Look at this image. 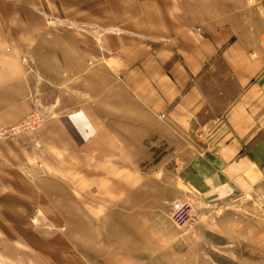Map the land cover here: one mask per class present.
I'll use <instances>...</instances> for the list:
<instances>
[{
    "label": "crops",
    "instance_id": "0c3cea01",
    "mask_svg": "<svg viewBox=\"0 0 264 264\" xmlns=\"http://www.w3.org/2000/svg\"><path fill=\"white\" fill-rule=\"evenodd\" d=\"M30 115L0 140V239L99 148L169 144L193 194L264 202V0H0V127Z\"/></svg>",
    "mask_w": 264,
    "mask_h": 264
},
{
    "label": "rangeland",
    "instance_id": "374dc122",
    "mask_svg": "<svg viewBox=\"0 0 264 264\" xmlns=\"http://www.w3.org/2000/svg\"><path fill=\"white\" fill-rule=\"evenodd\" d=\"M38 120L0 140L38 129ZM168 145L129 161L99 148L98 159L23 191L33 205L5 216L13 221L3 224L0 264H264V202L193 194Z\"/></svg>",
    "mask_w": 264,
    "mask_h": 264
},
{
    "label": "built area",
    "instance_id": "2783aa9c",
    "mask_svg": "<svg viewBox=\"0 0 264 264\" xmlns=\"http://www.w3.org/2000/svg\"><path fill=\"white\" fill-rule=\"evenodd\" d=\"M39 118H37L35 115H30L29 117L23 119L21 122H19L18 124L14 125V126H9V127H0V138L7 132L13 130V131H17L20 129H23L26 126H33L34 124H38V120ZM12 132V131H11Z\"/></svg>",
    "mask_w": 264,
    "mask_h": 264
}]
</instances>
